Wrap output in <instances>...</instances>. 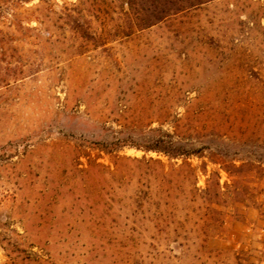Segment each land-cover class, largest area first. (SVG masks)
I'll use <instances>...</instances> for the list:
<instances>
[{
  "label": "rangeland",
  "instance_id": "rangeland-1",
  "mask_svg": "<svg viewBox=\"0 0 264 264\" xmlns=\"http://www.w3.org/2000/svg\"><path fill=\"white\" fill-rule=\"evenodd\" d=\"M141 22L126 0L0 1V264H264V183L255 203L216 205L219 221L192 213L156 235L109 228L93 209L88 158L169 163L97 149L105 139L161 126L217 144L225 122L231 151L264 158V0ZM206 152L190 158L198 185L217 172L226 186Z\"/></svg>",
  "mask_w": 264,
  "mask_h": 264
},
{
  "label": "trees",
  "instance_id": "trees-1",
  "mask_svg": "<svg viewBox=\"0 0 264 264\" xmlns=\"http://www.w3.org/2000/svg\"><path fill=\"white\" fill-rule=\"evenodd\" d=\"M205 1L208 0H126V5L127 12L146 26ZM139 2L150 3L155 11L153 19L146 18L148 15L137 16ZM141 9L148 10L146 7ZM225 128V122L218 124L217 130L222 135L217 144L199 139V136H180L161 126L140 133L141 141L117 137L98 142L97 149L109 154L129 145L145 152L163 154L169 163L152 155L131 157L116 154V159L109 164L88 158L86 170L95 197L93 209L108 217L109 228L129 234L153 231L156 235L172 226L183 227L192 213L202 221H219L221 218L217 214L222 212L216 205L255 203L257 188L264 183V158L246 151L245 156H237L238 151H231L232 145L226 142L229 137L223 132ZM213 149L216 157L210 161L219 164L231 180L223 186L216 172V176L209 175L205 186L201 187L197 167L190 158H205L206 151L212 152ZM202 169L206 171V165ZM101 192L104 195L102 202L98 198ZM179 211H185L183 220L179 218Z\"/></svg>",
  "mask_w": 264,
  "mask_h": 264
}]
</instances>
